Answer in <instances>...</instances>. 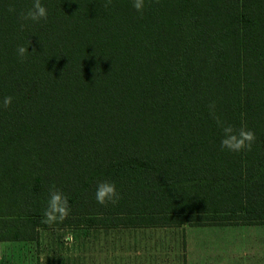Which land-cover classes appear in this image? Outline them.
Wrapping results in <instances>:
<instances>
[{
    "label": "trees",
    "instance_id": "trees-1",
    "mask_svg": "<svg viewBox=\"0 0 264 264\" xmlns=\"http://www.w3.org/2000/svg\"><path fill=\"white\" fill-rule=\"evenodd\" d=\"M32 2L0 0V241L50 226L52 185L56 226L264 223V0H41L21 30ZM217 118L251 151L222 150Z\"/></svg>",
    "mask_w": 264,
    "mask_h": 264
},
{
    "label": "crops",
    "instance_id": "crops-1",
    "mask_svg": "<svg viewBox=\"0 0 264 264\" xmlns=\"http://www.w3.org/2000/svg\"><path fill=\"white\" fill-rule=\"evenodd\" d=\"M107 229V242L91 245L88 260L35 259V245L0 241V264H264V223ZM7 248L26 259H4Z\"/></svg>",
    "mask_w": 264,
    "mask_h": 264
},
{
    "label": "clouds",
    "instance_id": "clouds-1",
    "mask_svg": "<svg viewBox=\"0 0 264 264\" xmlns=\"http://www.w3.org/2000/svg\"><path fill=\"white\" fill-rule=\"evenodd\" d=\"M111 0H108L110 3ZM145 0H133V8L138 12H143ZM104 7H108L105 4ZM9 13H16V8L13 5L8 7ZM47 9L42 5L41 0H33L31 7L27 10L20 11L18 18L21 21L20 29L23 30L27 21L40 22L41 20H47ZM28 48L24 46H18L17 54L19 57L24 58L28 53ZM12 97L6 96L0 102V106L7 109L12 104ZM217 124L221 127L223 132V138L221 139V149H227L232 152H240L242 150L251 151L252 146L256 140L255 133L245 126H241L238 130L231 125H225L219 118H217ZM96 202L101 206H107L108 203L115 204L119 199V193L116 191V185L110 182H101L98 184L95 193ZM70 208L68 198L52 185L49 189V198L47 208L44 211V218L42 223L54 224L57 222H63L69 215ZM68 239H72L71 236Z\"/></svg>",
    "mask_w": 264,
    "mask_h": 264
},
{
    "label": "rangeland",
    "instance_id": "rangeland-1",
    "mask_svg": "<svg viewBox=\"0 0 264 264\" xmlns=\"http://www.w3.org/2000/svg\"><path fill=\"white\" fill-rule=\"evenodd\" d=\"M69 236L72 239H68ZM109 237L107 228L91 227L84 224L50 225L40 227L38 238L35 240L10 241V243L35 245V259L45 255L47 259L54 261H74L88 260L91 245L105 243ZM10 251V248L5 249L4 259H26L24 255V257L18 254V257L13 256L14 253L10 254Z\"/></svg>",
    "mask_w": 264,
    "mask_h": 264
}]
</instances>
